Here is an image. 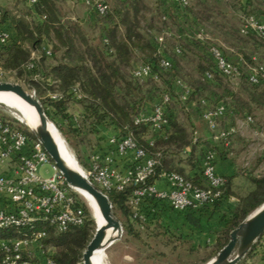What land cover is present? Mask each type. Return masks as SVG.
Listing matches in <instances>:
<instances>
[{
	"label": "trees",
	"instance_id": "trees-1",
	"mask_svg": "<svg viewBox=\"0 0 264 264\" xmlns=\"http://www.w3.org/2000/svg\"><path fill=\"white\" fill-rule=\"evenodd\" d=\"M26 1L29 0H14L15 14L0 7V27L7 34L5 42L0 43V68L14 73L18 81L36 90L43 109L46 103L52 105L55 113L60 110V104L82 108V113L73 115L70 112L65 117L68 134L64 135L68 140L72 137L69 144L73 146L75 140L84 141L85 136L97 133L98 126H104L114 131L118 138L132 137L135 147L155 161L147 185H155L162 173H176L193 186L207 189L202 175L203 162L207 154L215 156V153L212 148L204 149L206 142L201 141L191 118L202 119L205 110L224 106L217 129L214 132L208 129L215 137L226 130L222 127L223 121L232 124L237 116L245 117L246 122L249 117L251 123L249 110L252 105L264 107V82L253 84L248 80L252 67L264 66V53L247 57L248 50L234 42L251 38L264 45V39L254 32L246 35L240 32L243 17L234 31L218 6L209 5V0H186L185 4L176 0H74L81 2L90 15L86 21L78 18L63 24L57 16L60 11L57 4L66 3V0H35L20 12L18 6L25 5ZM97 1L106 6L105 12L95 9L93 4ZM238 4L245 16L253 15L264 22V3L259 11L253 10L252 0H238ZM7 22L13 33L9 32ZM85 25L92 29L91 34H87ZM205 25L211 26L214 32H208ZM51 34H55L59 43L53 42L51 49H47L46 38ZM57 47L61 48L59 52ZM211 47L218 48L224 58L239 69L237 77L231 78L216 70ZM252 49L260 51L257 47ZM257 59L261 63L253 61ZM162 60H167L170 66L163 68ZM188 61L193 62V67L187 66ZM143 66L150 67L156 80L134 77V71ZM208 74L209 79L206 78ZM232 80L236 81L235 85H231ZM53 94L59 99H52ZM165 96L167 102L163 101ZM156 106L162 108L165 120L159 130L151 122L136 123V119L150 115ZM179 112L184 113L183 116ZM231 127L234 132L228 136L227 146L223 140L216 139L229 156L234 154L233 138L237 133L235 127ZM27 134L35 139L30 132ZM77 155L84 168L89 169L91 156L86 168L83 156L79 152ZM241 174L249 184L245 191L234 190L235 176L219 175L223 180L218 188L220 197L212 204L179 213L165 202L146 199L138 210L143 219L134 217L135 210L128 204L135 187L128 185L122 191H105L91 182L107 196L113 215L115 209L123 215L125 240L136 243L146 259L174 257L175 262L171 264H183L181 260L186 253L210 250L209 259L215 256L229 241L230 232L264 203V175L250 170ZM231 197L237 200V205L222 214L223 226L212 244H191L185 249L184 244L190 241L189 234L182 236L176 229L164 226L159 216V212L168 211L182 215L185 220L195 216L201 223L207 221V214L211 215ZM79 200L85 214L83 224L65 232L49 227L41 240L43 251L54 264H82L81 252L93 237L96 228L93 218L81 198ZM17 236L15 230L0 233V239ZM47 247L54 249L52 254L47 253ZM263 247L262 235L237 264H247V260L255 258L256 249ZM4 256L0 250V264ZM38 259L41 256L38 255ZM27 260V253L22 252L20 262Z\"/></svg>",
	"mask_w": 264,
	"mask_h": 264
},
{
	"label": "built area",
	"instance_id": "built-area-1",
	"mask_svg": "<svg viewBox=\"0 0 264 264\" xmlns=\"http://www.w3.org/2000/svg\"><path fill=\"white\" fill-rule=\"evenodd\" d=\"M176 1L186 3V0ZM260 1L264 3V0ZM29 2L32 4L35 0ZM93 6L100 13L106 10V6L98 1ZM240 32L243 35L254 32L264 39V22L253 15L244 16ZM197 37L200 38L201 34H197ZM6 38L7 34L0 27V43L5 42ZM210 52L219 73L231 78L239 75V69L229 63L218 48L211 47ZM46 54L49 55V51ZM161 66L168 68L170 63L162 60ZM133 74L138 79L150 77L156 80L149 66L140 67ZM206 78L209 79L210 75H206ZM248 80L253 84L263 83L264 66L252 67ZM76 97L80 96L76 94ZM51 98L57 100L59 96L53 94ZM163 101L167 102L168 97L165 96ZM224 112L225 107L219 105L202 113V119L211 132L217 129V122ZM250 121L248 117L247 122ZM138 122H151L159 130L165 124L162 108L156 106L150 115L136 119ZM233 132V128L223 130L215 139L223 140L227 146V138ZM110 142L120 157L125 158L132 152L130 167L125 173L111 166L112 158H100L96 154L91 156V167L83 172L90 182L105 191H122L128 185L135 187L128 201L129 206L135 210L134 217L143 219L138 210L146 199L165 202L171 210L183 213L212 204L220 197L218 188L223 180L215 172L213 154H207L203 162L202 175L207 182V189L193 186L176 173H162L159 179L166 181L168 188L159 190L155 185L146 184L152 175L155 161L135 147L132 137H113ZM49 164L52 162L42 145L29 137L22 124L15 118L0 114V233L7 230L18 232L17 237L0 239V250L5 253L2 264H54L41 246V240L46 237V227L65 232L83 224L85 214L79 197L54 165L51 177L45 178L39 174V169ZM22 252L27 253L29 260L20 262ZM38 255L41 256L40 260ZM31 259H36V262Z\"/></svg>",
	"mask_w": 264,
	"mask_h": 264
},
{
	"label": "rangeland",
	"instance_id": "rangeland-1",
	"mask_svg": "<svg viewBox=\"0 0 264 264\" xmlns=\"http://www.w3.org/2000/svg\"><path fill=\"white\" fill-rule=\"evenodd\" d=\"M209 5L211 6H218L219 12H221V14H224L226 17L224 19L228 20L229 22V26H232L234 28V31L238 28L241 18L245 16V12L242 11V9H240L239 4H238V0H209ZM253 3V10L255 11H259L262 10V2L260 0H252ZM14 0H10V2H8V0H0V7L1 8H8V7H12L14 8ZM58 8L60 9V11L57 12V16L60 18V22L62 21L63 24L66 23V21L71 22V14L69 11V7L65 2H58ZM18 9L21 10L20 12L24 11L27 9L26 5H19ZM84 10H86L84 8ZM85 12V11H84ZM217 15V12H214ZM81 15V13H80ZM219 17V16H218ZM206 26V25H205ZM206 29L208 30V32H214L211 26H206ZM85 31L87 32V34H91L92 29H90V27H88V25H85ZM217 33V31L215 32ZM59 43L58 39L56 38L55 34H51L49 35L48 38H46V45H47V49H51L52 45ZM235 43H240L241 47L246 48L248 51L247 53V57L248 55H254L253 57H258L261 56L262 53L259 52H263L264 53V45L261 43L256 42L255 40L251 39V38H241V39H236L234 40ZM239 45V46H240ZM259 49L260 51L254 50L252 48ZM58 52L60 51V47H57ZM256 51V52H254ZM60 55L58 54V57ZM189 60V59H188ZM255 62H260L257 60H253ZM53 61L51 60V63ZM261 63V62H260ZM264 63V62H262ZM187 66L193 67V62L188 61ZM189 68V67H188ZM0 82H5V83H11V84H18L20 85L26 92L28 93H34V97L37 99L36 95H37V91L33 90L32 87L29 86V84L24 83V82H20L18 81L15 76L14 73L12 72H7L4 71L2 68H0ZM236 81H231V85H235ZM235 87V86H232ZM36 92V94H35ZM263 92V91H262ZM40 102V100H38ZM41 104V102H40ZM47 105L44 106V112L48 118V120L53 124V126L55 127V129L57 130L60 138L63 140L65 147L67 149V151L69 152V154L72 156V158L75 160V162L77 163V165L80 167H82V169L84 170V166L80 163L77 152L80 153L81 156H83L82 154H84V157L86 155H90V152L92 150V146L95 145L96 143V139L95 137L92 138V136H85L84 137V141L82 142H78V141H74L73 146H71V144H69V140L72 139L71 136H69V140L68 138L64 135L68 134L67 133V125L65 123V120L68 116V114H70V112H75V113H79V105H77V107H75V104H68V105H64V104H60L59 106V111L58 113H55L52 109V105L49 103H46ZM80 110H82V108H80ZM248 110V109H247ZM246 110V111H247ZM251 113V117H252V122L248 123L245 120V117H235L232 124H230L231 126L235 127L236 130V135L234 136L235 138H233V143H234V153L237 151V158L240 155V151L241 148L242 151H248L247 154V158H248V162H249V170L252 171V173L254 174H258V175H264V107L259 108L256 105H252V108L249 110ZM180 116H183L184 113L179 112ZM0 114L3 116H7L10 118H15L14 116H12L6 109H4L3 107L0 106ZM16 119V118H15ZM17 120V119H16ZM19 121V120H17ZM20 122V121H19ZM21 123V122H20ZM23 128L27 131L30 132L29 129L23 124L21 123ZM60 125V127H59ZM242 141V142H241ZM53 163L49 164V165H45L42 166L39 169V174L42 177L48 178L51 177L53 174ZM81 169V170H82ZM239 189L241 191H245V187L243 186V183L241 181L238 182ZM77 196L79 198H81L82 202H84V204L87 207L88 212L90 213V215L92 216L94 225L96 227L97 223H96V216L93 213V211L91 210V208L89 207L88 203L86 202V200L77 193ZM114 214H115V218L120 222L121 227H122V233L120 238L115 241L110 247H108L105 250V264H171L172 262H175L174 257H170V258H148L145 257V255H143V253L140 252L139 247H137L138 245L136 243H134L132 240H125L124 238V233H123V226L122 224L125 222V218L123 217V215L120 213V211L118 209L114 210ZM49 227H46V230H48ZM95 232V230H94ZM93 232V235H94ZM191 244H194L193 241H188L184 244L185 249H189V247H191ZM158 248V247H157ZM47 253L50 255L52 254V252L54 251V249L52 247H47L46 248ZM85 249H83L84 251ZM83 251L81 252V261H82V254ZM211 251L210 250H202L201 252L198 253H194V254H188L186 253L185 256H183V259L181 260L183 262V264H205V260L209 259L210 255H211ZM214 257V256H213ZM212 257V258H213ZM210 258V259H212ZM146 259V261H144ZM209 259V260H210ZM208 260V261H209ZM242 260V259H241ZM240 260V261H241ZM207 261V262H208ZM206 262V263H207Z\"/></svg>",
	"mask_w": 264,
	"mask_h": 264
},
{
	"label": "water",
	"instance_id": "water-1",
	"mask_svg": "<svg viewBox=\"0 0 264 264\" xmlns=\"http://www.w3.org/2000/svg\"><path fill=\"white\" fill-rule=\"evenodd\" d=\"M0 92L14 93L34 108L38 123L34 129H29L30 133L42 145L66 183L73 189L81 190L94 199L98 214L103 222L96 225L94 235L82 254V264H92V254L98 249L110 247L120 238L122 233L121 224L113 215L111 202L85 177L84 172L81 173L69 167L63 161L57 142L49 129V125L53 124L48 120L42 105L34 97V93L26 92L18 84L5 82H0ZM108 230L112 231V235H108ZM263 233L264 203L230 232L227 244L205 264H237L262 237Z\"/></svg>",
	"mask_w": 264,
	"mask_h": 264
},
{
	"label": "crops",
	"instance_id": "crops-1",
	"mask_svg": "<svg viewBox=\"0 0 264 264\" xmlns=\"http://www.w3.org/2000/svg\"><path fill=\"white\" fill-rule=\"evenodd\" d=\"M8 2H10V0H8ZM66 4L68 5L70 14L72 15L71 21H76L78 18L82 19V21H86V17L90 15V11L85 8L81 2L66 0ZM25 5L30 6L29 1H26ZM84 8L86 10H84ZM7 10L11 11V13L13 14L16 13L15 8L8 7ZM7 25L9 26V32L13 33V30L10 28L9 22H7ZM75 107H77V105H75ZM78 111L79 113H75L73 111L71 113L73 115L82 113V110H80V108ZM191 121H193V124L196 126V130L199 137L201 138V141L206 142V148L204 147V149H207V147H209L214 150L215 172L220 176H235L233 179L235 191L242 192L237 186L239 181L243 183L245 190L248 189L249 184L246 182L245 177L241 174L242 172L249 170V160L246 154L248 153V151H242L241 149L238 158L237 154L239 153H234L230 156L227 155L222 144L218 142L215 137H213V134L208 130L206 124L200 117H193L191 118ZM71 123L75 122L72 121ZM230 124V121L225 120L223 121L222 127L226 130H229L230 128H232ZM97 130L98 131L96 134L91 135L92 138L95 137L96 143L94 146H92L90 155H86L84 157V154H82V161L84 162V165H86V168L87 166H89L90 156L94 154L99 155L100 158H105L108 156L113 159L111 166L118 171L125 173V171L130 167L132 161V152H129L127 154V157L125 158L118 156L114 151V146L110 142L113 137H117V134L111 129H107L104 126H98ZM198 158H200L199 155ZM190 174L194 175L193 172H191ZM155 186L159 190H166L168 188L166 181L161 179L156 181ZM236 205L237 200L233 197L224 200L218 210L213 212L211 215L207 214V217L205 219L207 221H202L201 223L196 219L195 216L187 219V221L184 219V217H182V215L177 216L174 214H170L168 211L159 212V216L164 226L176 229L179 233H181L182 236H186L187 234H189L188 239L194 242V246L207 245L213 243L215 234L219 231L221 226H223V221L221 220L222 214L228 212ZM246 262L247 264H264V247L257 248L255 258L247 260Z\"/></svg>",
	"mask_w": 264,
	"mask_h": 264
},
{
	"label": "bare ground",
	"instance_id": "bare-ground-1",
	"mask_svg": "<svg viewBox=\"0 0 264 264\" xmlns=\"http://www.w3.org/2000/svg\"><path fill=\"white\" fill-rule=\"evenodd\" d=\"M0 106L6 109L12 116H14L17 120L23 123L28 129H34L38 123L37 114L33 107L29 106L25 101H23L20 97L15 95L11 92H0ZM49 129L55 138L61 158L63 161L71 168L78 170L79 172L83 173L80 167L77 165L75 160L67 151L63 140L60 138L57 130L53 125H49ZM76 193L81 195L86 202L88 203L89 207L93 211L96 216V223L99 225L103 222L101 217L98 214L97 205L94 199L89 196L87 193L74 189ZM108 235H112V231H107ZM105 250L106 249H98L96 250L91 256V263L92 264H105Z\"/></svg>",
	"mask_w": 264,
	"mask_h": 264
}]
</instances>
